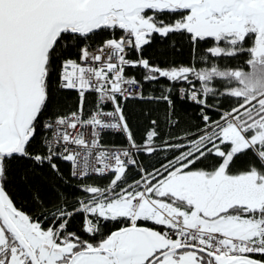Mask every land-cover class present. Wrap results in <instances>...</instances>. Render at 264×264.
Listing matches in <instances>:
<instances>
[{"label":"snow or ice","instance_id":"snow-or-ice-1","mask_svg":"<svg viewBox=\"0 0 264 264\" xmlns=\"http://www.w3.org/2000/svg\"><path fill=\"white\" fill-rule=\"evenodd\" d=\"M129 100L166 105L140 139ZM0 264H264V0H0Z\"/></svg>","mask_w":264,"mask_h":264},{"label":"trees","instance_id":"trees-1","mask_svg":"<svg viewBox=\"0 0 264 264\" xmlns=\"http://www.w3.org/2000/svg\"><path fill=\"white\" fill-rule=\"evenodd\" d=\"M107 33H104L103 36H106ZM120 33H117L119 36ZM103 37H97L96 43H99L100 39ZM144 58L149 59L150 63L159 65L160 67H166L168 65L176 64V65H188L191 63H196L197 61L194 58L192 50L186 44H178L175 48H173L169 42L161 41L159 37H155L153 43L149 46H145L143 51ZM131 58L135 59V53L131 54ZM233 64L238 62H231ZM129 75L135 76L137 79L144 74L143 69L129 68L126 70ZM167 81H161L160 84L149 85L145 84L144 90L146 92L151 91L154 95H159L157 89L163 84H166ZM76 96L77 94L74 91L65 93L61 99L60 103L63 105L65 111L74 110L76 107ZM89 101L93 99L92 96H89ZM176 103V111L179 114L182 127H190L193 130L199 125L201 128L203 127V122L199 118V111L196 105H193L189 101L180 100L174 97ZM230 107V104L224 103L222 110H227ZM148 109H155L152 112V117H163V114L166 110V105L163 102L156 104H147L144 101L140 100H129L125 105V111L130 118L131 125L133 127L134 132L137 135V138L140 139L144 131L147 127V121L144 117V112ZM213 119H219V114L216 111H209L208 113ZM103 142L109 146H120L125 144V139L122 134L119 133H109L103 137ZM161 159L164 158V155L161 154ZM166 162V161H165ZM151 163L157 164V160L155 157L151 159ZM157 166H159L157 164ZM243 166V164H241ZM65 171H67V166H65ZM96 183L105 184L107 183V179H100L93 177ZM23 195V193H21ZM81 222V217L77 216L75 218L74 227H79ZM116 225L109 224V229H114Z\"/></svg>","mask_w":264,"mask_h":264},{"label":"bare ground","instance_id":"bare-ground-1","mask_svg":"<svg viewBox=\"0 0 264 264\" xmlns=\"http://www.w3.org/2000/svg\"><path fill=\"white\" fill-rule=\"evenodd\" d=\"M107 106L109 107V106H111V104H108Z\"/></svg>","mask_w":264,"mask_h":264},{"label":"built area","instance_id":"built-area-1","mask_svg":"<svg viewBox=\"0 0 264 264\" xmlns=\"http://www.w3.org/2000/svg\"><path fill=\"white\" fill-rule=\"evenodd\" d=\"M112 107V106H111ZM106 110H111V108H109V109H106Z\"/></svg>","mask_w":264,"mask_h":264}]
</instances>
